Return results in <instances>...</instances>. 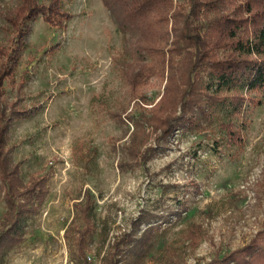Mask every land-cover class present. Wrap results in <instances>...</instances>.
<instances>
[{"label":"rangeland","instance_id":"rangeland-1","mask_svg":"<svg viewBox=\"0 0 264 264\" xmlns=\"http://www.w3.org/2000/svg\"><path fill=\"white\" fill-rule=\"evenodd\" d=\"M17 2L0 0L1 40L4 12ZM61 3L72 18L63 28L33 21L15 75L5 82L3 99L29 110L10 126L12 160L24 180H48L23 240L0 251V264H103L126 234L139 241L152 225L144 248L122 246L120 264H207L249 243L264 220V92L260 104L249 105L239 149L215 119L165 139L147 124L137 130L133 119L158 103L166 81L151 77L141 90L146 100L133 95L123 70L135 61V38L101 0ZM134 138L144 141L137 150ZM88 198L94 228L85 258L76 232L67 231L76 203ZM5 208L0 189V219ZM140 217L147 221L137 229ZM195 226L202 231L196 246L188 238Z\"/></svg>","mask_w":264,"mask_h":264},{"label":"trees","instance_id":"trees-1","mask_svg":"<svg viewBox=\"0 0 264 264\" xmlns=\"http://www.w3.org/2000/svg\"><path fill=\"white\" fill-rule=\"evenodd\" d=\"M101 1L121 30L135 38L131 46L135 61L123 70L133 95L146 100L141 90L151 77L166 81L158 103L133 119L137 130L147 124L159 132L158 139H165L176 131L202 128L203 121L215 119L226 141L242 147L249 105L260 104L264 92V0ZM38 17L54 28H63L72 14L63 8L61 0H18L4 12L6 35L0 39V189L6 208L0 219L1 252L23 240L25 221L38 210L47 192V176L32 175L24 180L7 142L11 124L27 116L29 110L3 99L5 82L14 77L24 38ZM22 76L19 89L29 73ZM133 142L136 150L144 143L136 138ZM76 207L78 212L67 236L76 232L79 256L86 258V238L94 228L93 202L88 198L77 202ZM143 221L147 220L140 217L135 221L137 229ZM192 228L188 238L196 246L202 231ZM155 229L150 226L139 241L126 234L103 264H120L122 246L133 241L144 248ZM207 264H264V220L249 243Z\"/></svg>","mask_w":264,"mask_h":264}]
</instances>
